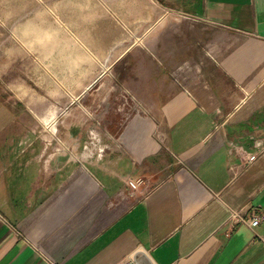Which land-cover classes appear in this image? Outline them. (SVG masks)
<instances>
[{
	"label": "crops",
	"instance_id": "crops-1",
	"mask_svg": "<svg viewBox=\"0 0 264 264\" xmlns=\"http://www.w3.org/2000/svg\"><path fill=\"white\" fill-rule=\"evenodd\" d=\"M97 1H0L35 7L25 22L148 23L115 60L134 109L105 113L98 153L0 93V264H264V0Z\"/></svg>",
	"mask_w": 264,
	"mask_h": 264
},
{
	"label": "rangeland",
	"instance_id": "rangeland-1",
	"mask_svg": "<svg viewBox=\"0 0 264 264\" xmlns=\"http://www.w3.org/2000/svg\"><path fill=\"white\" fill-rule=\"evenodd\" d=\"M34 12L35 7L0 4V93L17 109L37 115L31 120L48 129L44 133L52 127L53 141L74 142L75 152L91 144L98 153L106 141L105 113L113 117L134 109L127 78L132 70L122 60L129 55L115 60L132 45L145 49L146 36L136 35L147 30L148 23H140L131 35L130 23L120 22L113 11L99 21L19 20L34 17ZM95 16L104 14L101 10ZM55 30L58 37L51 36ZM36 31L43 37H36ZM140 178L136 190L143 194L152 184Z\"/></svg>",
	"mask_w": 264,
	"mask_h": 264
},
{
	"label": "built area",
	"instance_id": "built-area-1",
	"mask_svg": "<svg viewBox=\"0 0 264 264\" xmlns=\"http://www.w3.org/2000/svg\"><path fill=\"white\" fill-rule=\"evenodd\" d=\"M254 157H255V155L251 154L247 158L253 159ZM141 182H142L141 178H137L135 180L129 179L127 181V185L130 187V189L136 190V189H138V186L141 184ZM233 217L235 219L240 220L242 223L248 225L249 227H253L254 225H256L260 221V216H258V215H252L249 218H245V217L239 215L237 212H234ZM122 264H141V263L137 258L133 257L132 259H130V260H128Z\"/></svg>",
	"mask_w": 264,
	"mask_h": 264
}]
</instances>
